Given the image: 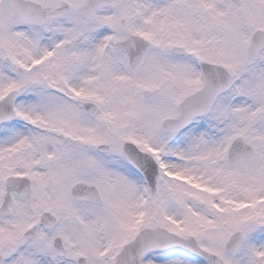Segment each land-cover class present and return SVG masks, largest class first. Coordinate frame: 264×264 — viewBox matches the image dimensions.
I'll return each mask as SVG.
<instances>
[{
    "label": "snow or ice",
    "instance_id": "obj_1",
    "mask_svg": "<svg viewBox=\"0 0 264 264\" xmlns=\"http://www.w3.org/2000/svg\"><path fill=\"white\" fill-rule=\"evenodd\" d=\"M0 264H264V0H0Z\"/></svg>",
    "mask_w": 264,
    "mask_h": 264
}]
</instances>
